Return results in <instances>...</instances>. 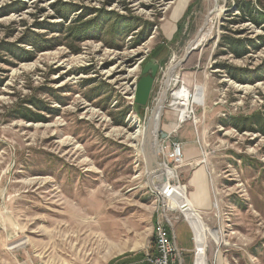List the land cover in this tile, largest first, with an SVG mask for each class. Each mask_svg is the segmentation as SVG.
Here are the masks:
<instances>
[{
    "label": "rangeland",
    "instance_id": "374dc122",
    "mask_svg": "<svg viewBox=\"0 0 264 264\" xmlns=\"http://www.w3.org/2000/svg\"><path fill=\"white\" fill-rule=\"evenodd\" d=\"M235 1L0 0V264H124L154 250L158 219L182 264H264V18L242 21ZM208 9V38L166 82L159 128L197 149L171 202L157 189L174 172L154 186L143 129ZM183 88L184 119L171 106Z\"/></svg>",
    "mask_w": 264,
    "mask_h": 264
},
{
    "label": "built area",
    "instance_id": "2783aa9c",
    "mask_svg": "<svg viewBox=\"0 0 264 264\" xmlns=\"http://www.w3.org/2000/svg\"><path fill=\"white\" fill-rule=\"evenodd\" d=\"M157 151L159 155L157 163L167 169H172L174 172V177L164 182V190H160L169 199L172 197V187L180 186L176 167L183 161L182 144L180 141L170 139L168 136L165 139L158 140ZM157 224V233L153 236L154 250L141 258L130 260V262L124 264H182V253L178 248L175 234L161 220L158 219Z\"/></svg>",
    "mask_w": 264,
    "mask_h": 264
},
{
    "label": "water",
    "instance_id": "95a60500",
    "mask_svg": "<svg viewBox=\"0 0 264 264\" xmlns=\"http://www.w3.org/2000/svg\"><path fill=\"white\" fill-rule=\"evenodd\" d=\"M212 10L208 9L206 14H205V19L202 23V25L200 26V28L198 29L196 36L186 45V49L185 52L182 56L181 59H179L175 65L176 67L182 65V63L188 58V56L190 55V53L195 50L197 48L198 45V39L200 37V35L203 32V30L205 29V27L207 26L209 19H210V14H211ZM156 69V64H153V71L152 74L154 73ZM167 81V80H166ZM166 81L164 83V86L162 88V94L165 95L166 98ZM151 84H152V78H147L145 77L144 79H142L139 84L137 85V88L134 91V100L133 103H135L138 106H145L149 100L150 97V88H151ZM157 101L153 106V109L151 110L148 118H147V123L144 127V132H143V137H142V141H141V151L143 153V158H144V162H145V166L147 167V171L148 174L151 175L153 173L156 172V170H160V166L157 163V159L153 158V151H152V136H150V127H151V117L153 116V113L155 112V109L157 108ZM156 138L157 141L159 139H165L167 138V134L163 131L160 130V128H158V132L156 134ZM160 181V180H159ZM166 180L164 178L161 179V182L159 183L161 186L162 191L164 190V182ZM173 196V194H172ZM186 221L188 222V220L186 219ZM189 223V222H188ZM190 224V223H189ZM192 230V229H191ZM193 232V230H192ZM196 245V243H195Z\"/></svg>",
    "mask_w": 264,
    "mask_h": 264
},
{
    "label": "bare ground",
    "instance_id": "6f19581e",
    "mask_svg": "<svg viewBox=\"0 0 264 264\" xmlns=\"http://www.w3.org/2000/svg\"><path fill=\"white\" fill-rule=\"evenodd\" d=\"M209 32H205L203 35H202V37L200 38L199 37V41H201V40H204V39H206V38H208V36H209V34H208ZM201 36V35H200ZM177 69V67H176V65H174L173 67H170V69L168 70V73H167V81L169 80V78H170V75L173 73V71H175ZM131 70V69H130ZM166 81V82H167ZM195 93H194V96H193V102H195V103H199V102H201L202 101V87L200 86V85H198L196 88H195ZM190 98H191V95H190V93L188 92V91H186L184 88H183V90L181 91V92H179V93H177L175 96H174V101H173V103H172V105L171 106H173L174 108H177V109H179L180 111H181V114H180V116H181V118H183L184 119V117H186V115H187V111L189 110V102H190ZM166 100H167V96H166V98H165V95L164 94H162L161 95V97L159 98V99H157V108L155 109V112L153 113V116L151 117V127H150V130H149V132H150V136H152V151H153V158H155L156 159V154H157V143H158V141H157V136H156V134H157V132H158V128H159V119H160V117H161V115H162V112H163V108H164V104H165V102H166ZM190 113V112H189ZM189 113H188V115L187 116H189ZM147 122V121H146ZM143 132H144V129H143ZM135 136H136V132L135 133H133V134H131L129 137H131V138H135ZM160 166V165H159ZM164 166H160V170L161 169H163V171H164V173L165 172H168V170H165L164 168H163ZM159 171V170H158ZM157 170H156V172L155 173H153V174H151L150 175V177H151V180L154 182V186L156 187V184H157V181L155 180V179H153L155 176H156V174H157V172H158ZM163 173V174H164ZM157 179H160V178H157ZM162 179V178H161ZM167 179H169V178H166L165 180H167ZM158 191L159 190H161L162 191V189H157ZM171 192L174 194L173 195V197H172V199H171V202H173V200L175 199V198H178L179 197V195H180V193H182L183 194V191H182V189H181V186H175V187H172V189H171ZM159 193H160V191H159ZM184 196H185V194H184ZM184 204H187V202H186V200H185V202H184ZM164 206H165V204H164ZM186 209H187V212H189L190 214H191V216H193L194 214L191 212L192 210L189 208V206H188V204H187V206H186ZM157 229H158V224H157V221L155 222V225H154V227H153V236L154 235H156V233H157Z\"/></svg>",
    "mask_w": 264,
    "mask_h": 264
},
{
    "label": "trees",
    "instance_id": "16d2710c",
    "mask_svg": "<svg viewBox=\"0 0 264 264\" xmlns=\"http://www.w3.org/2000/svg\"><path fill=\"white\" fill-rule=\"evenodd\" d=\"M236 8L237 10L240 12V16H241V20L242 21H250L252 23H257L259 18H264V13L262 11H260L259 9H257L256 5L259 4L263 10H264V3L261 0H255L254 2L252 0H236ZM68 15V12H64V13H59V16L64 19L66 18ZM126 24H123V27H125ZM122 27V26H121ZM120 27V28H121ZM127 27V26H126ZM129 29L127 28L125 31H128ZM120 31V29L118 30ZM74 34H78L82 33L85 34V30L84 29H79L77 30H73ZM231 48L235 47L236 41H233L232 43H229ZM240 45V43H239ZM2 50H7L10 53H15L13 52V47L8 45L6 47H2ZM16 50H18L17 48H15ZM235 49V48H234ZM24 53V52H21ZM16 54V53H15ZM32 104H35L34 102L31 101Z\"/></svg>",
    "mask_w": 264,
    "mask_h": 264
},
{
    "label": "crops",
    "instance_id": "0c3cea01",
    "mask_svg": "<svg viewBox=\"0 0 264 264\" xmlns=\"http://www.w3.org/2000/svg\"><path fill=\"white\" fill-rule=\"evenodd\" d=\"M187 4L188 3L186 2V6H187ZM186 6H185V8H186ZM185 8H184V10H185ZM180 16H181V14H180ZM179 17H178V19H179ZM173 130H174L173 125L170 124V125H168L166 132H170ZM182 150H183L184 156H186L187 159H192L195 156V154L197 153V149L194 148L192 141L185 142L184 145L182 144ZM189 179H190V181H189L190 184L192 185L193 188H195V190L193 192L188 193L189 194V197L187 199L189 202L188 206H190L191 208L192 207L198 208L199 207L198 202L201 199V196H203V194H204L203 191H204V188L206 186V178H205V175H202V169H200V172H197L195 176H190Z\"/></svg>",
    "mask_w": 264,
    "mask_h": 264
}]
</instances>
